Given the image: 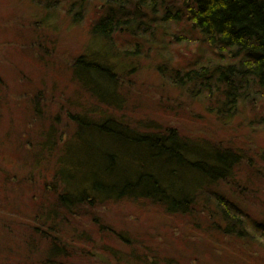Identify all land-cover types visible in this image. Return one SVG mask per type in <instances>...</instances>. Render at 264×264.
<instances>
[{
    "label": "rangeland",
    "instance_id": "374dc122",
    "mask_svg": "<svg viewBox=\"0 0 264 264\" xmlns=\"http://www.w3.org/2000/svg\"><path fill=\"white\" fill-rule=\"evenodd\" d=\"M74 1L0 0V138H3V144H0L3 146L0 202L8 199L2 219L8 222L10 231L0 227V253L3 251L8 255L1 258L0 264H18L21 257L28 255L21 250L26 242L21 239L22 235H17V230L30 221L22 220L18 215L27 218L37 210L32 196H42L44 183H53L58 151L64 148L76 129L70 115L82 111L66 101L71 98L76 101L80 94L85 108L91 111L101 108L98 103L91 102L88 95L81 94L76 85L77 80L81 81V72L77 70L75 81L73 66L87 47H97V44L100 47L101 42L92 37V26L106 3L105 0H89L87 12L81 16L77 6L73 7ZM164 22L156 29L160 39L155 45L149 43L148 36L144 37L146 41L141 38L138 58L129 56L132 48L128 47V41L136 39L131 40L124 34L112 40L116 48L111 55L115 58L110 62L118 65L116 78L127 96V104L115 116L133 126L146 128L148 123H154L164 129H175L192 141L205 139L243 149L246 164H240L236 174L243 198L236 193V185L230 183L214 187L212 195L205 191L197 201L202 223L197 230H193L189 216L169 217L159 207H143L127 200L101 207V224L112 226L135 242L152 244L151 247L163 254L176 257L177 264L179 261L187 264L189 254L198 256L199 260L194 264H264V91L257 93L256 98L254 94H248L245 101L239 102L233 116L224 117V113L210 107L205 91L199 94L196 90L191 94L177 87L176 72L184 75L228 64L230 60L229 56L218 54L198 33L186 34L183 30L189 26L185 23H170L169 35H165L163 30L168 32V25H163ZM131 47L136 45L132 43ZM99 91L104 97L105 90L100 87ZM49 140L59 143L54 146L53 154L42 150L43 146L49 147ZM70 147L73 146L67 149ZM106 148L109 152L116 149L109 144ZM12 152L17 159L12 157ZM248 156L256 158V165H247ZM62 157L71 160L74 155ZM36 160L39 166L34 169ZM9 176L19 182L34 178L35 187L16 188L7 182ZM218 195L236 203L233 215L240 236L236 233L224 236L218 226L215 231L208 226V217L216 210ZM81 227L91 228L90 219H84ZM110 236L107 245L115 247L122 255L131 254L130 247L115 240L114 235ZM94 237L100 239L97 233ZM214 244L222 249L220 254L214 255ZM76 246L81 256L83 250H93L91 245H88L89 250L83 242ZM237 249L245 251L238 253ZM100 250L93 253L99 255ZM36 259L37 255L34 261ZM92 260L101 264L97 258ZM107 261L112 263L110 259Z\"/></svg>",
    "mask_w": 264,
    "mask_h": 264
},
{
    "label": "trees",
    "instance_id": "16d2710c",
    "mask_svg": "<svg viewBox=\"0 0 264 264\" xmlns=\"http://www.w3.org/2000/svg\"><path fill=\"white\" fill-rule=\"evenodd\" d=\"M88 3L89 0L74 1L78 15L87 12ZM105 3L92 26V37L101 42L100 47L98 44L87 47L73 66L75 81L77 70L81 72V81H76L79 91L101 108L94 111L85 108L80 94L76 95V101L72 98L66 101L82 113L70 115L76 129L64 148L58 151L53 183H44L42 196H32L37 210L27 218L18 215L31 223L22 221L28 229L21 226L17 230V235H22L21 239L26 242L21 250L28 254L21 257L18 264H98L93 263V258L101 264H109L108 259L111 264H177L176 257L163 254L151 247L152 244L135 242L112 226L101 224L100 208L122 200L138 202L143 207H159L169 217L189 216L193 230H197L202 226L197 201L205 191L212 195L211 189L230 183L236 185V193L243 198L236 175L240 164H246L243 149L205 139L192 141L175 129H164L154 123H148L146 128L133 126L116 118L115 114L127 104V96L116 78L118 65L110 62L115 58L111 55L116 48L112 40L124 34L131 40L136 39L128 41V47L132 48L129 56L138 58L141 38L146 41L144 37L148 36L153 45L159 41L160 33L156 29L162 21H165L163 25H168V32L163 30L165 35H169L170 23H185L189 26L183 30L186 34L198 33L218 54L229 56L230 62L184 75L176 72L175 85L191 94L196 90L198 93L205 91L210 107L224 113V117L233 116L239 102L245 101L248 94L256 98L257 93L264 91V0H105ZM132 43L135 48L131 47ZM92 82L99 86L93 87ZM100 87L105 90L104 97ZM49 142V147L43 146L42 150L53 154L54 146L59 143ZM107 144L116 147L115 151H106ZM68 146L73 147L67 149ZM66 155L74 157L64 160L62 156ZM12 157L17 159L13 152ZM248 157L247 165H256V158ZM262 160L264 163V157ZM37 161H34V169L39 166ZM126 162L131 165H121ZM10 177L7 182L16 188L35 187L34 178L19 182ZM44 180H48L47 177ZM6 202L5 198L0 202V227L10 233L8 222L2 219ZM235 205L231 199L218 195L214 214L209 208L213 216L208 217L211 231L218 226L224 236L241 235L233 215V210L237 209ZM214 217L217 220H213ZM87 218L91 228L96 230L81 227V222ZM110 235L130 247L131 254L122 255L118 249L107 245ZM80 242L87 248L91 245L93 250H83L81 256L76 246ZM97 250L101 254L93 253ZM221 250L214 244V255ZM235 251L241 253L245 249ZM4 257L8 255L2 251L0 261ZM186 257L187 264L199 260L195 254Z\"/></svg>",
    "mask_w": 264,
    "mask_h": 264
}]
</instances>
